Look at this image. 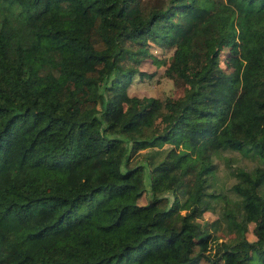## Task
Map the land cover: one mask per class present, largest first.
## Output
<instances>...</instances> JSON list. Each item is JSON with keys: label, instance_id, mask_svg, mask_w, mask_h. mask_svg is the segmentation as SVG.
Wrapping results in <instances>:
<instances>
[{"label": "trees", "instance_id": "obj_1", "mask_svg": "<svg viewBox=\"0 0 264 264\" xmlns=\"http://www.w3.org/2000/svg\"><path fill=\"white\" fill-rule=\"evenodd\" d=\"M234 40L243 62L259 50L264 0H0V264H264V53L224 72ZM149 41L173 48L181 95L128 94Z\"/></svg>", "mask_w": 264, "mask_h": 264}, {"label": "rangeland", "instance_id": "obj_2", "mask_svg": "<svg viewBox=\"0 0 264 264\" xmlns=\"http://www.w3.org/2000/svg\"><path fill=\"white\" fill-rule=\"evenodd\" d=\"M152 3L155 0H150ZM259 50L250 56L249 59L246 61L241 60L240 54V46L239 41L234 40L228 42L223 49L221 50L218 58V65L224 72H235L241 66V64L245 63L249 67H254L256 65L257 57L264 53V42L257 40ZM149 55L146 57H140L136 62H132L134 67L137 70H141L144 72L145 75H136L132 81L127 86V92L130 96H153L159 99H164L166 96L176 97L182 94L186 84L178 78H171L165 75L164 70L168 66L172 53L173 48L168 47H160L151 41L145 47ZM140 56V55H139ZM128 61H131L130 59ZM149 124L148 121H142L137 126H135L129 132V138H141L143 136H149L151 132L149 130H145L144 128ZM167 145H164V148ZM183 148L182 145H179L177 149ZM230 158L231 165H237L241 167H247L248 163H251L247 157H243V155L238 152H228ZM147 150L142 149L135 158L141 160L143 164H146L144 157L147 155ZM223 155H215L213 157V162L216 164V177L212 178V187L218 189L221 186H225L226 182H229L230 178L227 176V169L225 165L224 153ZM190 160V156L181 157L177 162L171 161L165 164V168H163L164 172H166V176H164L161 186H162V194L168 196L170 200L173 199L172 188L177 186L178 180L180 177L181 171L184 167L188 164ZM149 173L151 170L147 168ZM148 173V174H149ZM149 178L145 176V187L146 192L142 194L139 199V202H144L147 199L149 194ZM217 218V213L215 211L206 210L203 211L201 215L197 218L199 223H211ZM216 226V227H215ZM210 227L211 234L216 237L217 240H221L226 238L227 235L224 234V231L221 229L220 225H214ZM253 223L248 224V229L246 231V237L249 240H254V235L252 233Z\"/></svg>", "mask_w": 264, "mask_h": 264}]
</instances>
